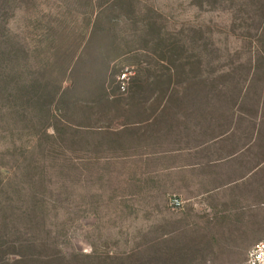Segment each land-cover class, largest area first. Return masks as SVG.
<instances>
[{"label":"rangeland","instance_id":"rangeland-1","mask_svg":"<svg viewBox=\"0 0 264 264\" xmlns=\"http://www.w3.org/2000/svg\"><path fill=\"white\" fill-rule=\"evenodd\" d=\"M243 11L207 0H0V45L24 65L13 69L0 47V264L161 259L146 204L130 198L104 146L99 94L195 101L219 131L252 141L259 130L264 145V23Z\"/></svg>","mask_w":264,"mask_h":264},{"label":"crops","instance_id":"crops-1","mask_svg":"<svg viewBox=\"0 0 264 264\" xmlns=\"http://www.w3.org/2000/svg\"><path fill=\"white\" fill-rule=\"evenodd\" d=\"M105 101L100 133L115 174L130 181V198L146 204L149 239L161 241V259L149 264H246L252 246L264 241L259 130L252 141L219 131L195 101L179 97ZM171 196L181 209L169 208Z\"/></svg>","mask_w":264,"mask_h":264},{"label":"trees","instance_id":"trees-1","mask_svg":"<svg viewBox=\"0 0 264 264\" xmlns=\"http://www.w3.org/2000/svg\"><path fill=\"white\" fill-rule=\"evenodd\" d=\"M207 1L209 3H211V4H214V5H221V4L222 5H226L228 10H234L236 12H240V11H243V10L244 11H248V12H250L251 16L253 18H255V20H257L260 23H264V0H207ZM96 17H95V19H96ZM95 23H96V20H94V22H93L92 30H93V28L95 26ZM0 28H1V26H0ZM92 30H91V32H92ZM1 34H3V33H1ZM5 45H6V43H5ZM1 46H2V48H1V52H2L1 56L5 57V60H6V57H8L10 59L9 60L10 63L14 65V66H12L13 69L14 68L17 69L18 67H20L22 69L24 67V65L23 64L21 65V63H20L22 60L19 58L20 57L19 50L15 49V51H13L8 46L6 47V46H4L2 44L0 45V47ZM0 60H1V57H0ZM21 69H20V71H21ZM3 71L4 70L2 68H0V95L1 96H4L6 94L5 89L7 88V85L3 84V79H2L3 77L1 76ZM39 85L40 84L37 83L36 79L32 78L30 80L29 86L27 87L30 90L29 92L31 94V98H30L29 101H32L33 103L35 102L34 101L35 92H36V89H39ZM23 87L24 86L21 85L20 89L15 88V92L14 93L11 92V94H15V99L18 100V101L21 100ZM59 90H60V88H59ZM117 90H119V88H117ZM47 91H50L48 93L51 96H54L52 98H55V96L57 94H59V92H60V91L57 90V87H55V86L52 87L50 90L47 89ZM108 97H109V95H107L105 93V91H104V94H102V93L99 94L100 101H105L106 99H108ZM167 98H175V97L168 96ZM0 99H2V98L0 97ZM182 99H184V98H182ZM198 102H200V101H198ZM45 106L47 107V105H44L43 107H45ZM42 111H45V109H43ZM46 113H48L47 109H46Z\"/></svg>","mask_w":264,"mask_h":264},{"label":"built area","instance_id":"built-area-1","mask_svg":"<svg viewBox=\"0 0 264 264\" xmlns=\"http://www.w3.org/2000/svg\"><path fill=\"white\" fill-rule=\"evenodd\" d=\"M120 79L119 89L124 92V81L127 79V74L123 72ZM169 206L174 210H179L183 206V203L177 197L171 196L169 198ZM246 264H264V241L258 242L252 246L247 254Z\"/></svg>","mask_w":264,"mask_h":264}]
</instances>
